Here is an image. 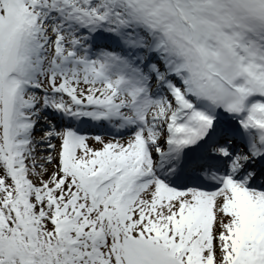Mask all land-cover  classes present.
Listing matches in <instances>:
<instances>
[{
	"label": "snow or ice",
	"instance_id": "snow-or-ice-1",
	"mask_svg": "<svg viewBox=\"0 0 264 264\" xmlns=\"http://www.w3.org/2000/svg\"><path fill=\"white\" fill-rule=\"evenodd\" d=\"M0 264H264V0H0Z\"/></svg>",
	"mask_w": 264,
	"mask_h": 264
}]
</instances>
